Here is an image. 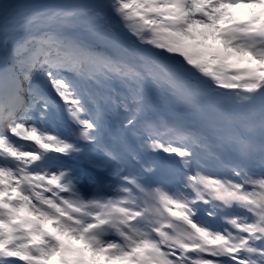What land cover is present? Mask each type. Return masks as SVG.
<instances>
[{
	"label": "snow or ice",
	"instance_id": "snow-or-ice-1",
	"mask_svg": "<svg viewBox=\"0 0 264 264\" xmlns=\"http://www.w3.org/2000/svg\"><path fill=\"white\" fill-rule=\"evenodd\" d=\"M0 264H264V0H0Z\"/></svg>",
	"mask_w": 264,
	"mask_h": 264
}]
</instances>
